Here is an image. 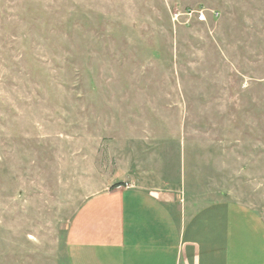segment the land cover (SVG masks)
Wrapping results in <instances>:
<instances>
[{"label":"rangeland","instance_id":"obj_1","mask_svg":"<svg viewBox=\"0 0 264 264\" xmlns=\"http://www.w3.org/2000/svg\"><path fill=\"white\" fill-rule=\"evenodd\" d=\"M125 160L264 213V0H0V264H70Z\"/></svg>","mask_w":264,"mask_h":264},{"label":"crops","instance_id":"obj_2","mask_svg":"<svg viewBox=\"0 0 264 264\" xmlns=\"http://www.w3.org/2000/svg\"><path fill=\"white\" fill-rule=\"evenodd\" d=\"M141 162L147 168L149 160ZM138 166L125 160L124 184L75 208L65 239L70 264H264L263 212L206 202L175 186L174 175Z\"/></svg>","mask_w":264,"mask_h":264},{"label":"built area","instance_id":"obj_3","mask_svg":"<svg viewBox=\"0 0 264 264\" xmlns=\"http://www.w3.org/2000/svg\"><path fill=\"white\" fill-rule=\"evenodd\" d=\"M192 13H196V19L198 21H206L207 16L204 10H197L196 12H194L193 10L187 11L185 14L187 16H191ZM218 13L215 11H212L211 17L214 18L215 16H217Z\"/></svg>","mask_w":264,"mask_h":264}]
</instances>
